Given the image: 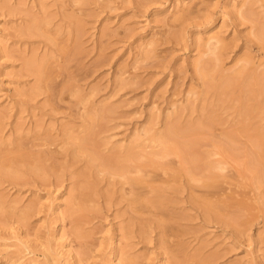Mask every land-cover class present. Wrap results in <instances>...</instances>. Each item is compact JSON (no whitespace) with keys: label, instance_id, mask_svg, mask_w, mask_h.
<instances>
[{"label":"rangeland","instance_id":"1","mask_svg":"<svg viewBox=\"0 0 264 264\" xmlns=\"http://www.w3.org/2000/svg\"><path fill=\"white\" fill-rule=\"evenodd\" d=\"M0 264H264V0H0Z\"/></svg>","mask_w":264,"mask_h":264}]
</instances>
